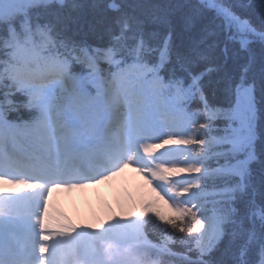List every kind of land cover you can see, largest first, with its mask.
<instances>
[{
	"label": "snow or ice",
	"instance_id": "snow-or-ice-1",
	"mask_svg": "<svg viewBox=\"0 0 264 264\" xmlns=\"http://www.w3.org/2000/svg\"><path fill=\"white\" fill-rule=\"evenodd\" d=\"M262 122L264 0H0V264H264ZM129 167L119 216L52 203Z\"/></svg>",
	"mask_w": 264,
	"mask_h": 264
},
{
	"label": "bare ground",
	"instance_id": "bare-ground-1",
	"mask_svg": "<svg viewBox=\"0 0 264 264\" xmlns=\"http://www.w3.org/2000/svg\"><path fill=\"white\" fill-rule=\"evenodd\" d=\"M27 191V189H21V194ZM150 193L151 189L145 183L144 178L129 167L113 180L95 187L56 191L52 194V203L68 216L84 219L83 213L91 208L98 210L102 202L115 207L117 215H121V210L118 207L119 202L134 201L139 205L142 198L147 197ZM9 194L15 195L11 192Z\"/></svg>",
	"mask_w": 264,
	"mask_h": 264
},
{
	"label": "trees",
	"instance_id": "trees-1",
	"mask_svg": "<svg viewBox=\"0 0 264 264\" xmlns=\"http://www.w3.org/2000/svg\"><path fill=\"white\" fill-rule=\"evenodd\" d=\"M86 2H90V0H86ZM145 2L148 4H161V5H163V4L168 3L169 0H145ZM173 2H174V0H173ZM253 19L255 20V17H253ZM253 47H254L255 51L257 52V54H259V45H254ZM209 102L215 106H218V107H224V106H226V103H227L225 97L222 94H218L216 96L210 97ZM258 107H260V105H258ZM220 125H221L220 122L217 121L216 126L219 127ZM262 125H264V122H262ZM174 250H179V249H174ZM168 260H169L168 257H164V258H162L160 264H168Z\"/></svg>",
	"mask_w": 264,
	"mask_h": 264
},
{
	"label": "rangeland",
	"instance_id": "rangeland-1",
	"mask_svg": "<svg viewBox=\"0 0 264 264\" xmlns=\"http://www.w3.org/2000/svg\"><path fill=\"white\" fill-rule=\"evenodd\" d=\"M166 147V146H165ZM176 147H178V146H175V145H167V147L166 148H176ZM183 174H185V173H182L181 175H183ZM5 187V186H4ZM134 204L136 205V203L134 202ZM105 205V204H104ZM164 206V205H163ZM105 207V206H104ZM124 208H126V207H124ZM103 206L102 207H100L99 208V210H100V212H103ZM127 209V208H126ZM108 215H109V212L108 213H104L103 214V220L104 219H106L107 217H108ZM71 221H74V219L73 218H71V217H68ZM85 219H86V223L87 224H93V225H96V224H98L100 221H102L100 218H98V215L96 214V213H94V212H92V213H89L86 217H85Z\"/></svg>",
	"mask_w": 264,
	"mask_h": 264
}]
</instances>
